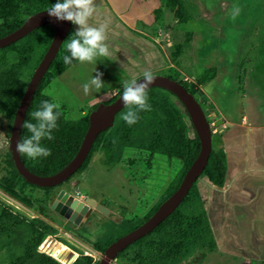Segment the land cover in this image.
<instances>
[{
  "label": "rangeland",
  "instance_id": "374dc122",
  "mask_svg": "<svg viewBox=\"0 0 264 264\" xmlns=\"http://www.w3.org/2000/svg\"><path fill=\"white\" fill-rule=\"evenodd\" d=\"M182 2H185V7L192 16L190 21H180L174 12L175 9L172 10L167 6L165 0L158 3L159 10L152 15L153 25L157 30L152 32V36L154 39L158 38L157 42L168 59V67L157 71L156 74L172 77L178 81L183 80L184 77L187 81H195L205 69L216 66V74H222L228 82L235 83L234 92H239L242 107L247 106V102L251 101L256 106L263 104L264 0H181L179 3ZM188 33L192 34L191 43L185 46L181 56L174 60L171 55L174 45L178 44L180 39L184 40ZM136 69L142 70L143 67L137 66ZM128 72L131 76H135L138 71L132 69ZM97 73L103 74L101 78L104 87L99 91L93 88L86 95L83 85ZM121 74L119 70L116 74L113 63L106 58H99L96 63L78 62L63 75L53 79L47 91L68 109L71 119L78 121L89 112L91 113L93 105L109 100L117 94L119 88L123 87V81L130 80L128 76L122 78ZM28 79L29 76L25 73L18 85L19 92L27 87ZM213 83L202 88L205 90L207 99H211L212 93L216 96L217 93L222 92V87H226L224 82L218 79ZM232 89H234L233 86ZM202 104L204 109L206 108L205 112L210 115L213 111L209 110L208 103L203 100ZM227 111L228 109H225L223 113ZM10 126V118L0 113V145H4L0 148V183L10 173L5 162L9 151ZM211 126L216 128L213 121ZM214 134L213 145L216 147L217 137ZM193 136L191 131L190 137L193 138ZM138 155L139 161H137ZM108 159L109 156L105 152L95 151L87 169L75 175L68 184L73 185V194L78 198L82 195L84 197L93 195L99 200H110L112 206L120 207L121 215L128 222L145 216L160 201L167 189L178 181L182 170L181 164L177 161L158 156L152 158V164L148 166L140 154L128 149L123 154L122 162L109 164ZM130 159H135L133 165L128 164ZM201 178L203 176L198 179L195 188H198ZM77 191L81 193H76ZM15 192L17 196H12L0 188V213L3 211L10 213L9 210H11L18 213V216L24 214L25 218L29 219L34 215H40L34 211L40 204L45 209L41 216L47 221H56V218L51 219L46 212L55 195L52 198L53 194H44L43 190L23 183H19ZM73 194L65 200L63 194L61 202L56 201L55 205L58 202L62 207L64 206V211H70L68 209L71 208L67 202L73 201L75 198ZM23 202L32 204L35 209L33 207L25 209ZM87 207L86 205L85 208ZM182 209L186 210L187 207ZM45 214L48 216L46 217ZM71 214V216L65 215L66 218L63 221H56L58 223H55V229L53 227L52 229L68 239L75 237L77 242L74 243H78L76 251L93 256L95 261L101 260L100 251L94 248L95 242L124 231L122 225L112 221L92 231L84 230L79 227L82 223L80 220L82 214L75 211ZM8 225L10 228L7 231L0 232V264H13L18 258L24 256L30 244L35 245L40 236L47 235L45 234L47 232L38 235V231L25 220L22 223L9 222ZM161 232V228L155 230L144 239V243L151 240H156L157 243ZM142 248L137 245L130 247L113 264H167L170 260L164 252H160L158 244L151 247L150 251ZM201 259V254L194 253L188 255L185 261L189 260L188 263L198 264Z\"/></svg>",
  "mask_w": 264,
  "mask_h": 264
},
{
  "label": "trees",
  "instance_id": "16d2710c",
  "mask_svg": "<svg viewBox=\"0 0 264 264\" xmlns=\"http://www.w3.org/2000/svg\"><path fill=\"white\" fill-rule=\"evenodd\" d=\"M165 1L166 5L168 4L167 6L172 10L175 9L174 12L180 21L187 22L192 19L185 7V2L179 3L181 0ZM56 2L57 0H0V38L17 30L29 16L49 8ZM75 31L71 29L68 36L63 40L55 59L36 90L27 110L25 120L32 119L31 113L40 108L42 101L47 100L59 103L47 90L53 79L63 75L72 65L78 63L75 60L71 64H64L63 62V57L70 55L66 49V43L74 36ZM54 33L52 26L44 25L13 44L0 49V113L10 118V129L17 108L27 88L25 87L22 92H19V82L22 76L27 73L29 79L26 84L28 85L35 69L47 52ZM191 39L192 34L188 33L185 35L184 40L180 39V42L174 45V50L171 52L174 60L181 56L184 47L191 43ZM216 72L217 68L211 66L205 69L195 81H187L185 78L179 81L195 95L202 107L204 100V102L208 103L209 110L212 111L215 110L212 101L207 99L205 93L202 96L203 100H201L198 93L203 86L207 85L216 76ZM175 80L178 81V79ZM147 91L152 110L140 112L139 121L132 126L127 125L122 119V114L127 109L124 107L119 111L116 114L114 125L97 136L87 160L79 169V171L84 170L92 154L98 150L105 152L109 156L107 160L109 164L122 162L126 149L140 154L148 166L152 164V158L156 156L166 157L181 164L182 170L178 181L167 189L160 201L145 216L131 221L133 223L132 229L147 221L160 205L177 190L200 151L199 138L187 111L177 97L161 87L149 88ZM122 92L123 90H121V94ZM117 97L118 95L111 100L105 101V104L113 102ZM59 104L61 105L60 111L62 115L57 122V129L53 132L54 140L45 139L42 141V145L49 148L52 155L47 158L32 160L26 155L20 154L26 167L31 172L41 176L53 175L73 160L89 126L90 112L82 119L75 121L70 118L68 109L62 103ZM98 106L99 102L93 105L92 109ZM191 131L194 135L193 138L190 137ZM29 136L30 133L22 128L20 140ZM6 162L11 171L7 178L2 179L0 188L12 196H17L15 189L19 186V183L31 184L19 176L10 160L9 152L7 153ZM128 164L133 165L134 159H130ZM226 171L225 152L217 144L216 147L213 145L208 164L202 176H207L214 185L223 186ZM195 184L175 212L153 230L161 228L162 231L157 243L156 240H151L145 244L144 239L148 236L147 234L145 237L136 240L132 245H137L150 251L151 247L158 244L160 252H164L165 256L170 257L167 264H174L179 256L185 258L190 254L199 252L206 257L211 253L216 248V242L203 201L198 188H195ZM183 207H187V209L183 210ZM10 218V213L5 211L0 213V222L3 221L0 223V232H5L10 228L9 222H21L16 217H13L12 220ZM44 237L40 236L35 245L30 244L24 256L18 258L13 264H60L54 258L40 254L36 250ZM92 263V257L82 256L73 264Z\"/></svg>",
  "mask_w": 264,
  "mask_h": 264
},
{
  "label": "crops",
  "instance_id": "0c3cea01",
  "mask_svg": "<svg viewBox=\"0 0 264 264\" xmlns=\"http://www.w3.org/2000/svg\"><path fill=\"white\" fill-rule=\"evenodd\" d=\"M160 1L95 0L97 12L89 23L106 25L110 55L104 58L113 63L116 74L118 70L122 72V78L138 79L145 70L156 74L168 67L158 38L152 36L157 31L152 15L157 13ZM71 29L77 30L78 26L72 24ZM132 69L138 71L135 76L128 72ZM216 79L226 87L216 96L210 95L215 106L210 115L221 114L217 120L222 130L214 128V135L216 144L225 152L227 171L223 186L214 185L207 176L199 181V193L216 242V248L199 264H263L264 102L256 106L251 101L242 107L239 92H234L235 83L228 82L222 74H216L210 83ZM225 109L228 111L223 113Z\"/></svg>",
  "mask_w": 264,
  "mask_h": 264
},
{
  "label": "water",
  "instance_id": "95a60500",
  "mask_svg": "<svg viewBox=\"0 0 264 264\" xmlns=\"http://www.w3.org/2000/svg\"><path fill=\"white\" fill-rule=\"evenodd\" d=\"M44 25H50L53 27L55 31L54 37L47 52L43 56L38 67L35 69L23 94L21 102L17 108L10 132L9 153L11 162L15 170L23 180L39 187H53L68 180L74 173L79 170V168L82 166L87 156L89 155L97 136L101 132H104L114 125L116 114L124 108V105L121 94L109 104L101 103L95 110L90 113L89 126L84 135L80 148L73 160L62 170L49 176H41L31 172L23 162L21 155L16 151V145L21 138V125L25 120L27 110L31 104L37 88L39 87L41 80L43 79L52 61L55 59L63 40L71 31L72 23L69 21H58L55 17H50L45 9L29 16L17 30L0 38L1 49L22 39L33 30ZM154 76V83L150 84L149 88L161 87L170 91L177 97V99L181 102V104L187 111L194 130L199 138L200 151L197 158L186 172L177 190L160 205L157 211L146 222L112 243L106 249L103 258L100 261V264H112V261L116 258L119 252L123 251L126 247H128L136 240L143 238L148 233L152 232L167 217L175 212V210L182 203L183 199L189 193L193 185L202 176L208 164L213 146V131L210 120L214 122V125L217 127L218 131L222 130L217 120V118L221 117V114H217V112H214L212 113V115L208 116L204 108L200 104V101L195 97L194 94H192L187 88H185L182 83L168 76L159 74H154ZM143 78L144 77L142 76L136 80L138 82H143ZM203 94V90L199 91L198 93V96L201 98V100H203ZM62 196L63 194L59 196V198H62ZM67 198L68 195H64L63 199L65 200ZM76 203L77 202L75 200L74 203H72V205L70 206L72 208H75L77 205ZM67 204H70V202H67ZM86 204L95 207L99 212L108 216L115 222H120L122 219L118 214L110 211L107 207L95 202L91 198H86ZM77 209L80 210V207H78ZM85 210L86 208H83L82 212L84 213ZM60 247L61 244L58 243L55 246L52 245L48 248H45V250L47 251V253L54 256L63 264H72L77 258V254L66 246H63L61 249H59Z\"/></svg>",
  "mask_w": 264,
  "mask_h": 264
},
{
  "label": "clouds",
  "instance_id": "9594fccd",
  "mask_svg": "<svg viewBox=\"0 0 264 264\" xmlns=\"http://www.w3.org/2000/svg\"><path fill=\"white\" fill-rule=\"evenodd\" d=\"M46 12L58 21H69L78 26L74 36L66 43V49L70 55L63 57L64 64H71L74 60L80 63H96L99 58L110 55L109 46L106 43V25L97 27L89 23L97 12L95 0H57L46 9ZM102 75L97 73L83 85L86 95L93 88L99 91L104 87ZM143 77V82H138L136 79L123 81L122 101L127 111L122 114V119L129 126L139 121L140 112L152 110L147 89L154 83L155 76L152 71L145 70ZM60 108L59 103L42 101L40 108L31 113L32 119L22 122V128L26 129L30 136L18 141L16 145L18 154L26 155L32 160L52 155L51 150L42 145V141L54 140L53 132L57 129V122L62 115ZM212 131L213 134L216 132L214 128ZM2 147L4 145H0V148Z\"/></svg>",
  "mask_w": 264,
  "mask_h": 264
},
{
  "label": "flooded vegetation",
  "instance_id": "af4514ba",
  "mask_svg": "<svg viewBox=\"0 0 264 264\" xmlns=\"http://www.w3.org/2000/svg\"><path fill=\"white\" fill-rule=\"evenodd\" d=\"M175 80V79H174ZM186 80V79H185ZM179 82V81H178ZM183 85V84H182ZM121 90H123V87L121 86L120 88H119V92L117 93V94H115L113 97H115V96H119V95H121ZM113 97L112 98H110L109 100H111V99H113ZM106 101H108V100H106ZM101 103H105V101H101V102H99V105L101 104ZM107 104V103H106ZM97 108V107H96ZM96 108H94V109H92V111L93 110H95ZM91 111V112H92ZM208 116H210L209 115V113L207 114ZM210 123H212V120L210 121ZM13 124V123H12ZM12 128V127H11ZM11 130V129H10ZM11 132V131H10ZM10 138V137H9ZM9 152V151H8ZM10 154V153H9ZM94 154H95V152L92 154V156L90 157V159H89V161H88V163H87V165H86V167H85V169H87V167H88V164L91 162V160H92V158H93V156H94ZM89 156V155H88ZM88 156H87V158H88ZM141 156V155H140ZM142 157V156H141ZM87 158H86V160H87ZM139 155H138V159H137V161H139ZM143 159V158H142ZM6 160H7V156H6ZM6 160H5V162H6ZM11 160V159H10ZM85 160V161H86ZM135 160V159H134ZM85 161H84V163H85ZM84 163L82 164V166L84 165ZM81 166V167H82ZM6 167L8 168V170H9V172L11 171V169H10V167L7 165V162H6ZM80 167V168H81ZM79 168V169H80ZM84 169V170H85ZM84 170H82V171H77L76 173H74L68 180H66V181H64L63 183H60L59 185H56V186H53V187H39V186H35V185H29V186H31L32 188H38V189H41V190H43L44 191V194H53V196H52V198L54 197V195H55V197L53 198V200H52V202H51V205L48 207V210L46 211L47 212V214H49L50 216V218L51 219H55L56 218V221H63V219L64 218H66L65 217V215H67V216H71L72 214L71 213H73L74 211L75 212H78V213H80V214H82V215H80V217H81V219L80 220H82V223H80V226L79 227H81L82 229H86V230H88V231H92L93 229H96V228H99V226H101V227H103L105 224H108L109 223V221H112V222H115V221H113L112 219H110L108 216H106V215H104V214H102L101 212H99L95 207H92V206H90V205H87L86 204V198H91V199H93L95 202H97V203H99V204H102L103 206H105V207H107L110 211H112V212H115L116 214H118L121 218H122V221L121 222H115L116 224H119V225H122L123 226V228H124V231L122 232V233H118V234H116L115 236H110L108 239H105V240H97L95 243V246H94V248L97 250H99L100 251V253H101V259L103 258V256H104V253H105V251H106V249L112 244V243H114L115 241H117L119 238H121V237H123L124 235H126L128 232H130V231H132V230H135L136 228H134V229H132L131 227H132V224L133 223H131L130 221L128 222V221H126V219H124L123 218V216L121 215V213H120V207H117V206H112V202L109 200V201H107V200H104V199H96L95 197H93V195H91V196H89V197H84V195H82L81 196V198H78L76 195H74L73 194V185L72 184H68V182L75 176V175H78V174H80L81 172H83ZM76 193H81L80 191L78 192H76ZM62 194H64V195H74V197L75 198H77V199H75V198H73V201H71L70 202V204H69V207L71 208V209H68V210H70V211H67V210H63V208H64V206L62 207L61 206V204L59 203L58 204V202H61V198H59V196H61ZM57 198V199H56ZM76 200V207L75 208H72L70 205H72V203H74V201ZM56 201H58L57 202V204L55 205V203H56ZM114 202H116V201H114ZM23 204H24V206H25V209H27V208H31L32 209V204H28V203H26V202H23ZM50 204V203H49ZM86 205L88 206L87 207V209H86V211L83 213L82 212V210H83V208H85L86 207ZM5 207V206H4ZM78 207H80V210H78L77 208ZM113 207V208H112ZM34 208V207H33ZM35 209V208H34ZM36 209L37 210H34V211H37V213H39L40 215L38 216H36V215H34L32 218H29V219H27V218H25L26 216H24V214H22V215H19L18 216V213H16V212H12L11 210H9L10 211V216H11V218H10V220H12V218L13 217H16L17 219H20L21 220V223L22 222H24V220L26 221V222H28L31 226H32V228H35V230L36 231H38V235L40 234V235H42V233L44 234L45 232H47V233H45V234H47V235H45V237H44V239L41 241V243L39 244V246L37 247V251H38V253H40V254H45V255H47V256H50V257H52V258H54L55 260H57L54 256H52V255H50L49 253H47V251L45 250V248H48V247H50V246H52V245H57L58 243H60L61 244V247L59 248V249H61L63 246H66L67 248H69L70 250H72L73 252H75L76 254H77V258L74 260V262L77 260V259H79V258H81L82 256H90V257H92L93 258V256H91V255H88V254H80L78 251H76L77 250V244L78 243H74V242H77V240L75 239V237H70V239H68V238H66L64 235H62V234H58L57 232H55V230H53L52 229V227L54 228V225H55V223H58V222H52V221H50V220H48L47 221V219L46 218H44L43 216H41V213H42V211L44 210L45 211V209H44V206H42V205H37L36 206ZM47 214H45V216L47 217L48 215ZM15 219V218H14ZM67 219H69V217H67ZM70 220V219H69ZM69 220H66V221H69ZM126 221V222H125ZM146 222V221H145ZM142 225V224H141ZM140 225V226H141ZM108 227V226H107ZM49 228V229H48ZM74 229H78V227L76 228V227H73ZM138 228V227H137ZM55 229V228H54ZM110 229V228H109ZM108 229V230H109ZM84 232H86L87 233V231H84ZM154 231H152V232H150V233H148V235L149 234H151V233H153ZM145 237V236H144ZM38 240V239H37ZM37 240H36V242H37ZM72 240V241H71ZM84 241H85V238H84ZM68 243V244H67ZM87 242L85 241V244H86ZM134 243V242H133ZM132 243V244H133ZM71 244V245H70ZM132 244H130L129 245V247H128V249L130 248V247H132L133 245ZM71 246H74V247H76L75 249L74 248H72ZM101 248H103V250H101ZM125 249H127V247L125 248ZM125 249L123 250V251H121V252H119L118 254H117V256H116V258L112 261V264L114 263V261L115 260H117V259H119L126 251H125ZM98 251V252H99ZM199 253V252H198ZM199 254H201V253H199ZM201 256L203 257V255L201 254ZM169 259H170V257H168ZM187 257H185V258H183V257H178V259H176V261L174 262V264H176L177 262H178V264H182L183 262H185V264H187L188 262H189V260L187 261H185V259H186ZM58 262H60V264H63L61 261H59V260H57ZM100 259L99 260H97V261H95V260H93V263L92 264H100ZM73 262V263H74ZM72 263V264H73ZM188 264H192V263H188ZM197 264V263H196ZM199 264V263H198Z\"/></svg>",
  "mask_w": 264,
  "mask_h": 264
},
{
  "label": "bare ground",
  "instance_id": "6f19581e",
  "mask_svg": "<svg viewBox=\"0 0 264 264\" xmlns=\"http://www.w3.org/2000/svg\"><path fill=\"white\" fill-rule=\"evenodd\" d=\"M101 72H103V71H101ZM88 79V78H87ZM82 81V80H81Z\"/></svg>",
  "mask_w": 264,
  "mask_h": 264
}]
</instances>
